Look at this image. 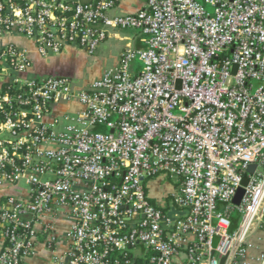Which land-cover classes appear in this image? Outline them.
<instances>
[{
  "label": "built area",
  "instance_id": "obj_1",
  "mask_svg": "<svg viewBox=\"0 0 264 264\" xmlns=\"http://www.w3.org/2000/svg\"><path fill=\"white\" fill-rule=\"evenodd\" d=\"M120 1L0 0V264L53 250L61 218L59 264H245L264 226V0L110 14ZM127 30L143 46L93 81L33 74V53L93 55Z\"/></svg>",
  "mask_w": 264,
  "mask_h": 264
},
{
  "label": "crops",
  "instance_id": "obj_2",
  "mask_svg": "<svg viewBox=\"0 0 264 264\" xmlns=\"http://www.w3.org/2000/svg\"><path fill=\"white\" fill-rule=\"evenodd\" d=\"M145 6V1L144 0H121L119 4L110 12V14H125V13H133L136 12L140 9H142ZM123 31H114L111 35V37L106 41L111 42V41H118L119 39H128L130 38L128 36L122 37ZM134 34V33H133ZM135 36V34H134ZM15 41L18 44H20L23 47L30 48L32 49V45L29 42L23 41L21 39H6V41ZM105 42V43H106ZM99 49V51L95 54L98 55L101 52L104 51V45ZM136 48H140L143 46L142 42V37L139 35V37H135L134 44ZM67 50H73L75 52H79V49L76 48H68L66 49L61 55L51 57L49 59H43L33 53V59H34V68H33V74L35 75H40V76H67L71 77V75L66 74L62 70H59L56 68V65H52L51 67L47 66V61L50 59H61L62 57L65 56V52ZM79 50V51H78ZM83 51V50H81ZM85 52V51H84ZM122 52V49L120 50L118 56L116 57L115 61L111 63L109 67H107L105 70L115 67L118 63L120 53ZM36 58L44 62L42 65H38L36 63ZM100 73V75L97 77H101L104 71ZM72 78V77H71ZM96 78V79H97ZM18 190V189H17ZM17 190H15L17 192ZM70 224V220L67 218H61L57 221L56 225V236H57V243L56 246L53 247V250L48 249L45 245L43 244H36L34 253L31 257L27 258L24 260L22 264H59L56 261V257L61 256L67 249V242H66V232L68 229V226ZM237 225V221H236ZM236 225L234 227H236ZM249 242L251 243V248L248 250L247 255L244 259L245 264H261L258 261V258L264 254V226L262 227H257L252 235L249 238Z\"/></svg>",
  "mask_w": 264,
  "mask_h": 264
},
{
  "label": "rangeland",
  "instance_id": "obj_3",
  "mask_svg": "<svg viewBox=\"0 0 264 264\" xmlns=\"http://www.w3.org/2000/svg\"><path fill=\"white\" fill-rule=\"evenodd\" d=\"M201 2L204 3L203 0H201ZM208 10H210L209 7ZM121 34L122 37L128 36L130 40L119 39L118 41L106 42L104 45V51L98 55H89L81 50H78L79 52L67 50L64 57L61 59H50L46 64L48 67L56 65V68L71 75L72 79L77 84L82 83L83 81H93L101 72H103V70L115 61L121 49L124 50L128 46L136 48L133 44L135 37H139L140 33L138 31L127 30L123 31ZM36 63L38 65L44 64V62L38 58H36ZM149 187L152 195L157 197L170 192L172 189L170 184H167L166 182L160 184L158 179L150 181ZM236 220L238 225L240 221V214L238 211H236Z\"/></svg>",
  "mask_w": 264,
  "mask_h": 264
},
{
  "label": "water",
  "instance_id": "obj_4",
  "mask_svg": "<svg viewBox=\"0 0 264 264\" xmlns=\"http://www.w3.org/2000/svg\"><path fill=\"white\" fill-rule=\"evenodd\" d=\"M255 168H256V165H255V164H254V165H251V166L248 168V172H249V173H253L254 170H255ZM247 184H248V178L245 177V178L242 180L241 187L237 190L235 196H234L233 199H232V203H233L235 206H239V205H240L241 200H242V198H243V196H244V193H245V189H244V187H245ZM226 257H227V256H224V257L221 258V260H220V264H225Z\"/></svg>",
  "mask_w": 264,
  "mask_h": 264
},
{
  "label": "trees",
  "instance_id": "obj_5",
  "mask_svg": "<svg viewBox=\"0 0 264 264\" xmlns=\"http://www.w3.org/2000/svg\"><path fill=\"white\" fill-rule=\"evenodd\" d=\"M236 211L233 212L232 214V226L234 227L236 225Z\"/></svg>",
  "mask_w": 264,
  "mask_h": 264
}]
</instances>
